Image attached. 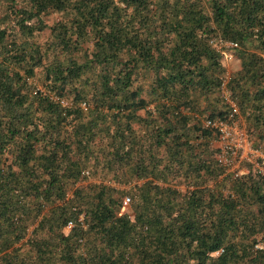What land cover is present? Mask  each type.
Returning <instances> with one entry per match:
<instances>
[{"label":"trees","instance_id":"obj_1","mask_svg":"<svg viewBox=\"0 0 264 264\" xmlns=\"http://www.w3.org/2000/svg\"><path fill=\"white\" fill-rule=\"evenodd\" d=\"M239 114L264 145V0H0V264H264Z\"/></svg>","mask_w":264,"mask_h":264},{"label":"built area","instance_id":"obj_2","mask_svg":"<svg viewBox=\"0 0 264 264\" xmlns=\"http://www.w3.org/2000/svg\"><path fill=\"white\" fill-rule=\"evenodd\" d=\"M216 46H217L216 47L217 49L228 48V50H223L221 52L222 59H224V60H231L233 58V52H234L235 48H237V44H233V43H221L220 42ZM226 82H227V80H224L223 87H222V95H223L225 101L230 105L232 115H238V108L236 107V104L230 99V94L227 91V89L225 88ZM234 125H235V123L233 122L232 125H230V126L229 125L226 126L224 124H220L218 126L220 131H221V134H222L220 141L224 140V137H228V136L230 137L231 135L233 136L232 131L235 127ZM229 127H233V128L229 129ZM239 133L240 134H238V131L236 132V134L238 135V137L241 140V143H239L238 145H236V144L231 145V144L226 143L223 146H219L222 151L217 156L218 162H220L224 166H227L228 171L231 173L235 174V173H237V171H239V173H238V175H239V174L243 173L242 170L239 168H233L232 167V161H231L232 158H237V159L241 160L242 163L247 162L250 165H252L254 169H256V170L258 169L260 171V173H264V152L261 155H259L258 151L253 148V145L251 143H249L250 140H249V137H248V134H247L245 128L239 130ZM250 156H256L257 159L252 160L250 158ZM240 158H242V159H240ZM256 161H258L259 163H257ZM246 171H248V170H246ZM129 203H130L129 198L125 197L123 200V205L127 206V205H129ZM218 253L219 252L214 253L213 255H217Z\"/></svg>","mask_w":264,"mask_h":264},{"label":"rangeland","instance_id":"obj_3","mask_svg":"<svg viewBox=\"0 0 264 264\" xmlns=\"http://www.w3.org/2000/svg\"><path fill=\"white\" fill-rule=\"evenodd\" d=\"M58 18H59V15H57V14H51L49 16L43 17L42 20H43V23L45 24L46 28L43 31V33H41L40 35L37 36L36 40L38 41V43L43 44L49 39L50 32H49L48 28ZM84 48L86 49L87 46H84ZM221 64L226 69V74L224 75L225 80H228L232 76V74H234L235 72H237L239 70V59L234 55V53H233V58L231 60L221 59ZM34 81L36 82V80H34ZM64 104L66 105V103H64ZM233 122L235 123V125H234L235 127L232 131V134L234 137L232 135L230 137L229 136L224 137V140L220 141V143L217 144L218 147L223 146L226 143L231 144V145H233V144L238 145L239 143H241V140L238 137V135L236 134V132L238 131V134H240L239 130L245 128L246 125H245L244 118L242 117V115L239 114V116ZM230 128H233V127H229V129ZM249 143H251L253 145V148L258 151L259 155H261L264 152V145H258V147H256L251 141ZM250 158L252 160L257 159L256 156H250ZM240 159H242V158H240ZM231 161H232V167L233 168H239L242 170V172H245L247 170L245 163H242L241 160H239L237 158H232ZM85 176H88V174L85 173ZM101 180L102 179L99 177H90L89 179L82 181L81 184H84L85 186L90 185V184H100ZM104 182H106V181H104ZM81 184H77L76 186H79ZM109 184L111 186H114L116 189H119V190H122V189L128 190L130 187L133 186V185H131V186H125L124 187V186L114 185L113 183H109ZM70 196H71V192L69 193V197ZM123 197L124 198L129 197V195L125 194V195H123ZM123 212H129V205L124 206L122 208L121 213H123Z\"/></svg>","mask_w":264,"mask_h":264}]
</instances>
